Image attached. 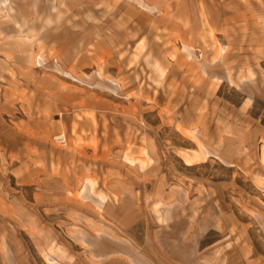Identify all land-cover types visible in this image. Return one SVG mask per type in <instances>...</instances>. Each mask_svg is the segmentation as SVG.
<instances>
[{"label":"rangeland","instance_id":"rangeland-1","mask_svg":"<svg viewBox=\"0 0 264 264\" xmlns=\"http://www.w3.org/2000/svg\"><path fill=\"white\" fill-rule=\"evenodd\" d=\"M0 264H264V0H0Z\"/></svg>","mask_w":264,"mask_h":264},{"label":"built area","instance_id":"built-area-1","mask_svg":"<svg viewBox=\"0 0 264 264\" xmlns=\"http://www.w3.org/2000/svg\"><path fill=\"white\" fill-rule=\"evenodd\" d=\"M58 141L61 142V143H63L62 136H59Z\"/></svg>","mask_w":264,"mask_h":264},{"label":"bare ground","instance_id":"bare-ground-1","mask_svg":"<svg viewBox=\"0 0 264 264\" xmlns=\"http://www.w3.org/2000/svg\"><path fill=\"white\" fill-rule=\"evenodd\" d=\"M147 9V8H146Z\"/></svg>","mask_w":264,"mask_h":264}]
</instances>
